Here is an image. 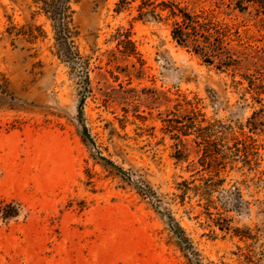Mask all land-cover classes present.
Listing matches in <instances>:
<instances>
[{"label":"rangeland","instance_id":"374dc122","mask_svg":"<svg viewBox=\"0 0 264 264\" xmlns=\"http://www.w3.org/2000/svg\"><path fill=\"white\" fill-rule=\"evenodd\" d=\"M237 1L0 0V264H264V15Z\"/></svg>","mask_w":264,"mask_h":264},{"label":"trees","instance_id":"16d2710c","mask_svg":"<svg viewBox=\"0 0 264 264\" xmlns=\"http://www.w3.org/2000/svg\"><path fill=\"white\" fill-rule=\"evenodd\" d=\"M127 0H121L120 4L122 5H127ZM164 3V2H163ZM245 3H252L253 5H256L258 8V11L264 15V0H239L236 2V7L239 10H245L246 8L244 7ZM153 2L151 0H142V4L139 6L140 10V17H143L147 14H155V11L152 10L150 12H146L149 7L153 6ZM163 6L165 9L169 10L170 17L172 18H180L181 23L179 22L175 23V29L173 30V38L175 41L181 45V46H186L187 42L191 40L194 44L201 42V44L195 46V51H200V53H207V52H213L216 50L221 51L223 46H222V41L219 36L221 35L218 30L215 29L213 23H206V24H201L196 17L192 16L190 13H187L185 10L180 9L177 5L170 3L166 4L164 3ZM211 31H215V33L218 35L215 41L217 42L218 45L212 46L211 43V38H212V33ZM214 47V48H212ZM218 47V48H217ZM201 130V135L199 136L205 143V148H204V156L202 157V166L208 169H214L215 174L220 173V164L219 162V156L220 153L217 152V148L213 149V143L209 142L207 138L203 135V132L205 129H200ZM234 152L235 153H243V157L247 159L248 157V145L245 142L238 141L236 138L234 139ZM242 144V148H239L238 145ZM223 158V156H221ZM247 163V161H245ZM182 186H184V193L187 192L188 184L186 182L182 183Z\"/></svg>","mask_w":264,"mask_h":264}]
</instances>
